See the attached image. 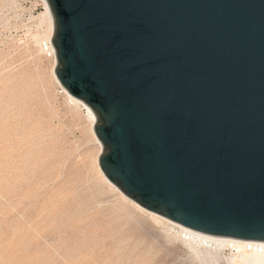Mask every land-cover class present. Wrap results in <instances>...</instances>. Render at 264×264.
<instances>
[{"label": "water", "instance_id": "95a60500", "mask_svg": "<svg viewBox=\"0 0 264 264\" xmlns=\"http://www.w3.org/2000/svg\"><path fill=\"white\" fill-rule=\"evenodd\" d=\"M53 74L142 208L264 242V0H45Z\"/></svg>", "mask_w": 264, "mask_h": 264}, {"label": "rangeland", "instance_id": "374dc122", "mask_svg": "<svg viewBox=\"0 0 264 264\" xmlns=\"http://www.w3.org/2000/svg\"><path fill=\"white\" fill-rule=\"evenodd\" d=\"M47 31L40 0H0V264H64L56 244L69 264H229L230 249L196 255L130 206L116 210L94 168L102 146L52 76Z\"/></svg>", "mask_w": 264, "mask_h": 264}, {"label": "bare ground", "instance_id": "6f19581e", "mask_svg": "<svg viewBox=\"0 0 264 264\" xmlns=\"http://www.w3.org/2000/svg\"><path fill=\"white\" fill-rule=\"evenodd\" d=\"M41 1V5H43V9L45 12V15L47 17V26H48V31H47V35L45 38V46L46 51L45 53H48L49 58L51 59V72H52V76L54 78V81L56 83V85L59 88L60 93L62 94V96L64 97V101L67 107H73L75 109H81L83 111V113L85 114L86 118L89 121V125H90V130L91 133L93 135V139L95 140V142L97 143V146L100 148V143L99 141L96 139V137L94 136L93 132H92V125L95 122V116L92 112V110L86 106L81 100L74 98L72 96H70L65 89L58 83L57 79L55 78L54 74H53V70L52 68L55 65V58H54V50L53 47L50 43V36L52 33V17L49 11V8L47 6V3L45 0H40ZM100 150V149H99ZM98 152V151H97ZM96 169V174L98 175L100 181L103 185V187H106L108 189V191H110L112 193V201L116 202L113 206L116 207V210H124V208L127 209V207H125V205L130 206V208H133L134 210H136L138 213H140L139 215H142L150 220H152L155 224H157L158 226H160L162 228V230L164 231V233L167 235V238H176L179 239L182 243H185L186 245H188L189 247L193 248L194 253L197 255L201 252H205V254H207L211 259L218 253L219 250L222 249H230L232 251L231 253V257L229 259V264H264V242H260V241H252V240H243V239H236V238H231V237H224V236H217V235H210V234H205V233H201L186 227L181 226L180 224L171 221L161 215H158L154 212H151L149 210H146L144 208H142L140 205H138L136 202H134L132 199L128 198L126 195H124L116 186H114L113 184H111L100 172L96 160H95V167ZM97 179V180H99ZM95 180V181H97ZM97 182V183H99ZM96 183V184H97ZM98 190V189H97ZM103 190V189H102ZM105 190V188H104ZM104 192V191H103ZM107 192V191H106ZM95 193V192H94ZM97 193V192H96ZM102 193V192H101ZM111 198V197H110ZM116 200V201H115ZM108 201H111L110 199ZM36 207V206H35ZM129 208V209H130ZM114 209V208H113ZM126 209L124 210L125 213ZM112 210V209H111ZM131 210V209H130ZM43 211V210H42ZM41 211V212H42ZM67 211V210H66ZM127 211H129L127 209ZM65 212V211H64ZM135 211H133L134 213ZM50 212H48L47 214H49ZM68 213V212H67ZM123 213V215L125 214ZM132 213V212H131ZM132 213V214H133ZM136 213V212H135ZM134 213V214H135ZM137 213V214H138ZM23 214V213H22ZM65 214V213H64ZM130 214V213H128ZM127 214V217L129 216ZM56 215V214H55ZM70 215V214H69ZM72 215V214H71ZM115 215V214H114ZM118 215V213H117ZM122 215V216H123ZM138 215V216H139ZM62 216V215H61ZM125 216V215H124ZM54 217V216H52ZM60 217V216H59ZM63 217V216H62ZM68 217V216H67ZM132 217V216H130ZM136 217V216H134ZM20 218V217H18ZM57 218V217H56ZM72 218V216H71ZM70 218V219H71ZM45 219V218H44ZM41 219V220H44ZM51 219V218H50ZM49 219V220H50ZM55 219V218H54ZM133 219V218H132ZM135 219V218H134ZM21 220V219H20ZM61 220V219H60ZM65 220V219H64ZM121 221V220H120ZM55 222V221H54ZM53 222V223H54ZM58 222V220H57ZM56 222V223H57ZM64 222V221H63ZM62 222V223H63ZM66 222V221H65ZM124 222V221H123ZM17 223V222H16ZM40 223V222H39ZM70 223V222H69ZM59 224V223H57ZM15 225V224H14ZM38 225V224H37ZM54 225V224H53ZM68 225V224H67ZM66 225V226H67ZM13 226V225H11ZM41 226V225H40ZM51 226V225H49ZM70 226V225H69ZM39 227V226H38ZM53 227V226H51ZM59 227V226H58ZM12 228V227H11ZM44 228V227H43ZM26 229V228H25ZM28 229V228H27ZM39 229V228H38ZM58 229V228H57ZM62 229V228H61ZM36 231V229H34ZM42 230V229H41ZM49 230V229H48ZM29 231V230H28ZM40 231V229H39ZM46 231V230H45ZM27 232V231H26ZM37 232V231H36ZM55 232V231H54ZM18 233V232H16ZM15 233V234H16ZM43 233V232H42ZM40 234V233H39ZM64 234V233H63ZM28 235V234H27ZM49 235V234H48ZM92 235V234H91ZM90 235V237H91ZM94 235V234H93ZM92 235V236H93ZM99 235V234H98ZM14 236V235H13ZM44 236H47L46 234ZM20 237V236H19ZM24 237V236H23ZM62 237V233L59 232L57 234V238ZM98 237V236H97ZM16 238V237H14ZM28 238V236L26 237ZM37 238V237H36ZM50 238V237H49ZM100 238V237H99ZM51 239V238H50ZM103 239V237L101 238ZM125 239V238H124ZM30 240V239H29ZM92 240V239H91ZM40 241V240H39ZM46 242V240H44ZM100 241V240H99ZM98 241V242H99ZM124 241V240H123ZM24 242V241H23ZM27 242V241H26ZM31 242V241H29ZM45 242L43 243V245L45 244ZM58 242V241H57ZM64 242V239H63ZM73 242V241H72ZM82 242V241H81ZM92 242V241H91ZM121 242V241H120ZM56 243V242H55ZM61 243V242H60ZM33 244V243H32ZM40 244V243H39ZM48 244V243H47ZM52 244V243H51ZM80 244V243H79ZM16 245V244H15ZM42 245V244H41ZM59 245V244H58ZM56 245H50V249H51V254L55 257H57L58 259L64 261L66 264H69L66 261L65 255L64 253H67V249H69L67 247L66 244H61V246ZM87 245V243H86ZM195 245V246H194ZM74 246V245H73ZM13 247V246H12ZM20 247V246H19ZM34 247V245H33ZM24 247H21V249ZM31 248V245H30ZM28 248V249H30ZM41 248V247H40ZM116 248V247H115ZM25 249V248H24ZM27 249V248H26ZM46 249V248H44ZM74 249L75 250V246L74 248H71V250ZM88 249V248H87ZM118 249V248H117ZM120 249V248H119ZM122 249V248H121ZM39 250V249H38ZM83 250V249H82ZM81 250V251H82ZM229 250V252H231ZM15 251V250H12ZM18 251V250H17ZM27 251V250H25ZM41 251V250H40ZM43 251V248H42ZM45 251V250H44ZM66 251V252H65ZM73 251V250H72ZM71 251V252H72ZM21 252V250H20ZM130 252V251H129ZM25 253V252H24ZM23 254V253H22ZM40 254V253H39ZM79 254V253H78ZM76 254V255H78ZM194 254V255H195ZM6 256V254H4ZM3 255V257H4ZM33 255V253H32ZM31 255V257H32ZM49 255V254H48ZM11 256V255H10ZM8 255V258L10 257ZM40 256V255H38ZM45 255H43L44 257ZM96 256V255H94ZM201 256V255H200ZM123 257V256H122ZM197 257V256H196ZM199 257V256H198ZM70 258V257H68ZM74 258V257H73ZM94 258V257H92ZM11 259V258H10ZM17 259V258H16ZM23 259V257H22ZM41 259V258H40ZM89 259V258H88ZM120 259V258H119ZM11 261V260H10ZM21 261V260H20ZM33 261V259H32ZM40 261V260H39ZM86 261V260H85ZM100 261V260H99ZM17 262V261H16ZM35 263V262H34ZM57 263V262H56ZM61 263V262H60ZM64 263V264H65ZM125 263V262H124ZM7 264V263H6ZM14 264V262H13ZM63 264V263H62ZM87 264V263H86Z\"/></svg>", "mask_w": 264, "mask_h": 264}]
</instances>
